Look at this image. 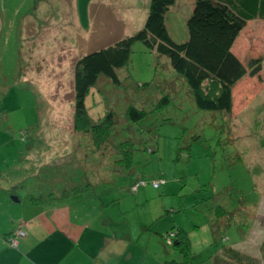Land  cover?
Instances as JSON below:
<instances>
[{
	"label": "rangeland",
	"instance_id": "obj_1",
	"mask_svg": "<svg viewBox=\"0 0 264 264\" xmlns=\"http://www.w3.org/2000/svg\"><path fill=\"white\" fill-rule=\"evenodd\" d=\"M194 3L175 0L165 15V27L176 44L187 41L186 22ZM149 5L150 0H0L1 244L7 230H14L11 239L20 230L22 219H16L15 209L26 205L24 193L48 196L65 188L66 180L74 186L91 183L93 191L59 204L100 212V201L131 197L125 189L141 176L148 183L162 178L165 184L157 190L148 184L139 190L143 203L129 200L122 205L129 228L166 214L169 228L183 227L192 234L197 226L196 240L202 238L206 245L208 231L215 234L220 207L228 215L226 226L192 264H212L207 257L221 247L261 260L264 91L230 124L218 113L197 109L169 60L136 43L127 65L117 71L119 85L100 76L85 98L92 122L114 115L115 145L129 140L135 146L133 174L115 167L111 141L95 148L90 136L73 132L76 61L140 31ZM250 45L264 55V23L249 22L232 52L241 58ZM262 67L264 80V63ZM129 107L143 112L138 124L125 120ZM153 148L156 152L150 153ZM16 178L21 180L16 197L24 203L11 200ZM24 254L12 252L6 242L0 248V264H23Z\"/></svg>",
	"mask_w": 264,
	"mask_h": 264
},
{
	"label": "trees",
	"instance_id": "obj_2",
	"mask_svg": "<svg viewBox=\"0 0 264 264\" xmlns=\"http://www.w3.org/2000/svg\"><path fill=\"white\" fill-rule=\"evenodd\" d=\"M174 4L175 0H150L149 12L140 31L88 53L75 63L73 132L90 136L95 148L111 141L115 151L110 155L114 156L115 167L123 174H133V152L136 148L129 140L115 145V136L112 134L116 124L114 115L108 113L100 120L92 122L87 113L85 98L100 76L114 86L119 85L117 71L127 65L134 44L141 43L149 52L166 57L172 70L187 85L197 109L218 113L228 118L230 124L264 91V55L260 49L250 45L245 48L241 58L232 52L235 41L249 22L264 23V0H195L191 16L186 22L187 41L183 44L172 41L164 23L166 13ZM240 92L243 93L242 100ZM143 117V112L129 107L125 120L135 125ZM91 152L96 153L94 149ZM149 152L155 153L156 150L153 148ZM155 181L164 182L162 178H157L148 183L140 176L135 182L129 183L125 190L131 195L148 184L152 186ZM141 183L145 185L142 186ZM64 187L48 196L29 195V202L33 206H44L94 190L91 183ZM116 200L118 199L100 201V207ZM215 213L216 241L222 228L226 226L228 215L220 207ZM170 234L171 244H167L166 239ZM10 236L4 239L9 247ZM163 241L166 248L181 255V264H191L189 241L181 227L171 228L164 235ZM219 250L218 254L209 257L212 264H264V238L259 246L261 260L231 247H221Z\"/></svg>",
	"mask_w": 264,
	"mask_h": 264
},
{
	"label": "crops",
	"instance_id": "obj_3",
	"mask_svg": "<svg viewBox=\"0 0 264 264\" xmlns=\"http://www.w3.org/2000/svg\"><path fill=\"white\" fill-rule=\"evenodd\" d=\"M28 16L31 17V14ZM76 23L78 26L80 22L77 20ZM247 108L240 115L244 114ZM27 169L30 171L29 166H27ZM34 173L35 171L33 170L30 175L34 176ZM20 181L16 178L11 183V185L15 183L14 186H11L12 189H15V192L11 194V198L18 199V202L12 201L14 203H24V201L26 203L20 209H15L17 211L16 217H18L16 219H22L20 230L24 232V237L20 243L18 242L16 249H11L10 247L9 249L12 252L22 250L27 254L22 256H25L23 264L182 263L183 258L181 255L178 254L177 256L176 251L166 248L163 244L164 235L173 227L169 228L167 223H165L167 222L166 219H168L166 214L161 216L157 214L153 218L150 217L151 221L137 229L129 228L126 225L124 219L128 212L122 208V205L126 206L129 200H133L136 205L143 203L144 195L139 192L141 188L131 194L128 199H122L119 196L122 200L119 198L115 202L101 207L102 211L96 212L97 209L82 210L79 208L75 209L73 206L72 209L66 206L62 208L63 205L55 202L44 206H33L30 204L29 195L26 193H24V201L16 197ZM66 183V187L74 185L69 180H66ZM110 206L114 208L117 206L118 209L113 212ZM161 220H164L163 224H159ZM181 228L184 231L186 230L183 227ZM13 231L7 230L2 234L1 240L3 239V242L2 244L0 243V248L6 243L4 239L12 235ZM195 231H198L197 226H194L192 234L186 233L192 253L191 264L199 256L198 254L204 250L207 251L209 247L214 245L212 243L213 233L208 231L210 236L206 239V245H204L202 238L198 237L196 240ZM135 235L137 236L134 238ZM215 249L216 252L209 255V257L220 252L219 248ZM209 257H207V261L210 262ZM203 260L202 263L204 262Z\"/></svg>",
	"mask_w": 264,
	"mask_h": 264
},
{
	"label": "built area",
	"instance_id": "obj_4",
	"mask_svg": "<svg viewBox=\"0 0 264 264\" xmlns=\"http://www.w3.org/2000/svg\"><path fill=\"white\" fill-rule=\"evenodd\" d=\"M162 184H164L163 181H155V182L152 183V187H153V188H159L160 185H162ZM141 185L144 186L145 183H141ZM19 237H20V238L24 237V233H23L22 231H20V230L16 233V237L12 238V239L9 241V245H10V247H12V248H16V247H17V245H18V240H17V238H19ZM170 237H171V234H170L169 237L166 239L167 244H171Z\"/></svg>",
	"mask_w": 264,
	"mask_h": 264
},
{
	"label": "water",
	"instance_id": "obj_5",
	"mask_svg": "<svg viewBox=\"0 0 264 264\" xmlns=\"http://www.w3.org/2000/svg\"><path fill=\"white\" fill-rule=\"evenodd\" d=\"M11 200L14 201V202H18L17 198H11Z\"/></svg>",
	"mask_w": 264,
	"mask_h": 264
}]
</instances>
